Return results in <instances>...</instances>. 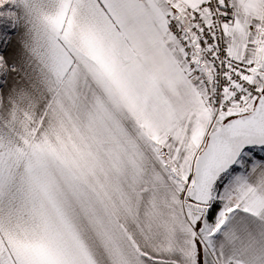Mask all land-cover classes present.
<instances>
[{
	"label": "crops",
	"instance_id": "1",
	"mask_svg": "<svg viewBox=\"0 0 264 264\" xmlns=\"http://www.w3.org/2000/svg\"><path fill=\"white\" fill-rule=\"evenodd\" d=\"M204 1L0 0V264H264V0L225 25L263 94L214 122L170 26Z\"/></svg>",
	"mask_w": 264,
	"mask_h": 264
},
{
	"label": "built area",
	"instance_id": "2",
	"mask_svg": "<svg viewBox=\"0 0 264 264\" xmlns=\"http://www.w3.org/2000/svg\"><path fill=\"white\" fill-rule=\"evenodd\" d=\"M235 19L233 0H205L188 11L186 21L170 23L187 61L198 70L206 65L208 72L201 78L215 117L249 113L263 94L261 84L248 79L252 73L249 63L229 55L225 25Z\"/></svg>",
	"mask_w": 264,
	"mask_h": 264
},
{
	"label": "rangeland",
	"instance_id": "3",
	"mask_svg": "<svg viewBox=\"0 0 264 264\" xmlns=\"http://www.w3.org/2000/svg\"><path fill=\"white\" fill-rule=\"evenodd\" d=\"M5 18H4V16H2V20L0 21V38H2L1 37V35H2V32L4 33V29H3V25H5ZM228 43V42H227ZM250 65V64H249ZM251 66V65H250ZM252 68V67H251ZM252 73H253V68H252ZM197 78V77H196ZM199 79V78H198ZM248 79L249 80H251L250 79V77H248ZM200 80L202 81V78H200ZM203 83V82H202ZM204 85V84H203ZM205 87V86H204ZM262 91H263V89H262ZM205 96H206V100H207V103H208V105H209V107H210V109H211V112H212V122H214L217 118H219V117H221V116H229V117H237V116H241V115H244L245 113H243V114H240V115H235V114H221V115H218V116H214V113H213V111H212V107L210 106V103H209V100H208V96H207V92H206V88H205ZM250 154V156L251 155H253L254 153H249ZM261 154H263L264 155V153H261ZM213 224V223H212ZM210 226H212L211 224L210 225H208V227H210ZM198 242H199V253L201 254V252H202V246H201V240H198ZM204 242H206L205 241V239L203 240V243Z\"/></svg>",
	"mask_w": 264,
	"mask_h": 264
},
{
	"label": "trees",
	"instance_id": "4",
	"mask_svg": "<svg viewBox=\"0 0 264 264\" xmlns=\"http://www.w3.org/2000/svg\"><path fill=\"white\" fill-rule=\"evenodd\" d=\"M197 249H199L198 244H197ZM197 249L195 251V264H202L201 254L199 253Z\"/></svg>",
	"mask_w": 264,
	"mask_h": 264
},
{
	"label": "water",
	"instance_id": "5",
	"mask_svg": "<svg viewBox=\"0 0 264 264\" xmlns=\"http://www.w3.org/2000/svg\"><path fill=\"white\" fill-rule=\"evenodd\" d=\"M260 70L262 72H264V52H263L262 59H261V62H260Z\"/></svg>",
	"mask_w": 264,
	"mask_h": 264
}]
</instances>
